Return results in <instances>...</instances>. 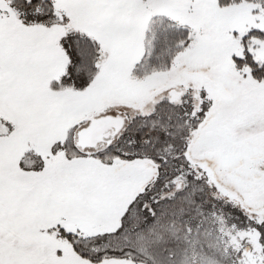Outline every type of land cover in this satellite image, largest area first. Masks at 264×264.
<instances>
[{
  "label": "snow or ice",
  "instance_id": "snow-or-ice-1",
  "mask_svg": "<svg viewBox=\"0 0 264 264\" xmlns=\"http://www.w3.org/2000/svg\"><path fill=\"white\" fill-rule=\"evenodd\" d=\"M0 264H264V0H0Z\"/></svg>",
  "mask_w": 264,
  "mask_h": 264
}]
</instances>
